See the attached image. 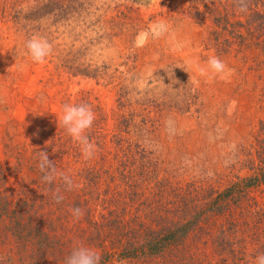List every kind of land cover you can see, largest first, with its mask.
<instances>
[{"label":"trees","instance_id":"trees-1","mask_svg":"<svg viewBox=\"0 0 264 264\" xmlns=\"http://www.w3.org/2000/svg\"><path fill=\"white\" fill-rule=\"evenodd\" d=\"M3 1L2 18L8 5L24 9L26 2L0 0V6ZM32 1L33 14L74 23L84 20L81 17L94 2ZM164 2L173 12L183 11L205 25V49L227 56L258 48L264 54V0H245L248 7L243 13L237 11V0ZM130 12L119 11L104 20L101 29L111 38L127 39L133 28L126 20ZM78 42L77 48L67 51L66 67L72 76L98 83L112 77L106 86L117 87L116 103L107 112L84 97L96 117L86 133L96 146L91 159H84L81 146L58 123L59 117L49 115L33 131L29 152L15 155L14 163L0 164V242L5 248L0 264H64L78 245L95 250L100 264H256V256L264 254V211L258 208L253 216L250 207L263 208L252 189L264 184V120L252 134L247 154L254 173L238 184L223 187L220 180L167 175L142 138L155 130L166 107L191 106L188 100L194 91L184 66L167 64L157 70L150 88L138 91L118 75L103 77V72L78 62L84 46L81 36L72 46ZM166 78L170 83L159 88ZM171 89L176 92L174 101ZM41 151L71 177V190L59 177L51 184L42 180ZM56 193L63 197L59 203ZM77 207L83 212L78 219L71 212Z\"/></svg>","mask_w":264,"mask_h":264},{"label":"rangeland","instance_id":"rangeland-1","mask_svg":"<svg viewBox=\"0 0 264 264\" xmlns=\"http://www.w3.org/2000/svg\"><path fill=\"white\" fill-rule=\"evenodd\" d=\"M166 1L169 5L175 2ZM92 3L87 15L81 17L84 20L78 23L33 14L32 0H26L24 9L8 5L6 18L0 16V164L14 163L15 155L28 153L33 131L42 124L43 117H59L65 104H82L88 96L107 112L114 108L117 87L106 86L112 77L98 83L91 77L72 76L66 67L70 66L67 51L81 44L72 46L81 36L84 46L78 62L103 72V77L118 75L122 82L137 87L138 91L146 90L155 80L157 70L167 64L176 62L186 69L194 91V97L188 100L191 106L187 110V107L181 110L166 107L155 130L146 132L142 138L158 156L167 175L220 180L223 187L252 175L255 166L248 161L247 154L252 150L249 144L264 120L262 51L256 48L224 56L205 49V25L190 19L183 11L173 12L164 0ZM3 6L4 1L0 9ZM129 9L126 20L130 28L133 24L130 37L119 40L104 33L101 29L107 23L104 20ZM159 21L167 23L168 31L156 36L154 26ZM33 36L43 37L52 45L44 63L34 62L27 54L25 45ZM213 55L234 71L224 79L219 75L211 80L200 76L195 65L208 68L207 61ZM172 81L173 78L171 87ZM169 83L168 78L161 84L157 82L159 88ZM175 93L170 90L171 101L176 99ZM182 102L177 103L183 105ZM252 191L263 206L250 207V215L256 216L258 208L264 211V184ZM242 200L247 202L245 197ZM1 250L5 248L0 242Z\"/></svg>","mask_w":264,"mask_h":264},{"label":"clouds","instance_id":"clouds-1","mask_svg":"<svg viewBox=\"0 0 264 264\" xmlns=\"http://www.w3.org/2000/svg\"><path fill=\"white\" fill-rule=\"evenodd\" d=\"M237 11L246 12L247 4L245 0H237ZM155 35L160 36L168 31V25L164 21H159L155 26ZM27 54L36 63H44L46 57L52 52L51 43L38 36H33L26 42L25 45ZM208 68L195 65V69L200 76H207L209 80L219 75L221 79L225 78L226 74L232 73L234 70L227 67V65L217 56H211L207 61ZM209 69L212 75H209ZM186 71V69H183ZM187 72V71H186ZM95 113L90 105L87 104H65L62 106L61 113L58 118V123L64 127L67 134L73 141L79 143L84 159H91L96 150L88 135V130L91 129L95 121ZM39 169L42 175V180L45 183L51 184L57 177H59L68 190L74 187L71 177L63 172L57 170L53 160L49 158L46 151L39 153ZM54 199L59 203L63 197L56 193ZM74 218H80L83 215L81 208L71 209ZM101 256L92 248L78 245L73 248L71 253L65 258L64 264H100ZM256 264H264V254H259L255 258Z\"/></svg>","mask_w":264,"mask_h":264}]
</instances>
